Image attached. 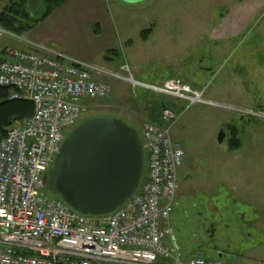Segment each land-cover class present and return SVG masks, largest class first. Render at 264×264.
I'll use <instances>...</instances> for the list:
<instances>
[{"label": "rangeland", "instance_id": "rangeland-1", "mask_svg": "<svg viewBox=\"0 0 264 264\" xmlns=\"http://www.w3.org/2000/svg\"><path fill=\"white\" fill-rule=\"evenodd\" d=\"M9 1L0 0V12ZM238 1L147 0L126 5L106 0L119 54L112 62L96 63L117 72L126 62L143 83L178 79L202 90L218 107L194 104L185 109L182 101L107 78L109 96L86 100V117L117 118L140 132L151 122L148 113L155 103L171 104L176 116L171 136L183 151L170 216L178 252L182 258H218L217 252L225 251L222 259L231 264H264V4L255 13L236 9ZM25 6L36 16L43 4L27 0ZM235 9L240 11L236 15ZM149 29L150 41L142 44L139 33ZM2 31L0 49L20 50L18 40ZM126 40L130 47L124 46ZM153 110L158 114L160 108ZM230 127L237 130L240 145L235 150L229 147ZM220 129L225 136L218 144ZM236 193L253 202L236 201ZM208 223L215 232L211 238L205 233Z\"/></svg>", "mask_w": 264, "mask_h": 264}, {"label": "built area", "instance_id": "built-area-1", "mask_svg": "<svg viewBox=\"0 0 264 264\" xmlns=\"http://www.w3.org/2000/svg\"><path fill=\"white\" fill-rule=\"evenodd\" d=\"M29 46L5 48L0 61L6 99L33 105V114L0 140V264H231L201 255L182 258L174 244L170 216L183 151L171 136L176 116L169 107L159 111L157 123L142 125L145 168L120 207L107 215H83L45 193L44 178L62 141L89 111L85 101L109 96L107 78L182 101L185 109L218 104L179 80L140 82L127 63L110 71L51 46Z\"/></svg>", "mask_w": 264, "mask_h": 264}, {"label": "water", "instance_id": "water-1", "mask_svg": "<svg viewBox=\"0 0 264 264\" xmlns=\"http://www.w3.org/2000/svg\"><path fill=\"white\" fill-rule=\"evenodd\" d=\"M137 5L147 0H118ZM225 133L220 129L217 143ZM144 169L137 131L113 117L80 122L63 140L44 180L46 190L72 210L90 216L107 215L137 189Z\"/></svg>", "mask_w": 264, "mask_h": 264}, {"label": "crops", "instance_id": "crops-1", "mask_svg": "<svg viewBox=\"0 0 264 264\" xmlns=\"http://www.w3.org/2000/svg\"><path fill=\"white\" fill-rule=\"evenodd\" d=\"M60 2V5L46 20L24 34L23 42H17L21 45L20 50L32 49L29 43L44 44L58 48L68 56L84 62L96 63L97 60L112 62L117 59V55L112 58L104 56L107 50L116 49L114 48L116 37L108 16L106 0H60ZM263 4L264 0H239L236 9H242L240 11L253 10L258 13ZM236 9L233 11L235 15L240 12ZM230 17L232 18L233 14ZM225 19L226 17H223L222 21ZM150 34L151 30L145 35L142 44L149 43ZM127 43L130 44L128 46L130 47L131 41L126 40L123 43L124 46H127ZM2 49H0V53L3 52ZM256 130L258 131L259 128ZM255 133L257 134V132ZM241 196V193H236L235 200L249 204L253 202V200L241 198ZM240 218L243 219L244 215L240 214ZM244 220L246 219L244 218Z\"/></svg>", "mask_w": 264, "mask_h": 264}, {"label": "trees", "instance_id": "trees-1", "mask_svg": "<svg viewBox=\"0 0 264 264\" xmlns=\"http://www.w3.org/2000/svg\"><path fill=\"white\" fill-rule=\"evenodd\" d=\"M27 0H10L9 4L0 12V28L13 35L22 36L28 33L34 26L42 23L49 15L60 5V0H42V8L38 15L32 16L26 9ZM150 30H145L140 33L141 40H145V35ZM119 52L116 49H109L104 56L112 58ZM163 100V99H161ZM171 107V104H169ZM162 108L158 103H155L148 113V118L151 122L157 123V113L153 109ZM165 107V106H164ZM33 114V105L29 101L24 100H7L6 92L0 89V140L5 136L6 131L15 123L30 117ZM229 147L235 150L239 147V141L236 137L237 130L232 129L230 133Z\"/></svg>", "mask_w": 264, "mask_h": 264}, {"label": "flooded vegetation", "instance_id": "flooded-vegetation-1", "mask_svg": "<svg viewBox=\"0 0 264 264\" xmlns=\"http://www.w3.org/2000/svg\"><path fill=\"white\" fill-rule=\"evenodd\" d=\"M232 128H233V127H230V130H229V132H228L229 134L232 132ZM203 225H205V224L203 223ZM211 225H212L211 223H208V226H207V227H208L209 231H208V229L205 230V233H207V234H208V237H210V238L212 237L213 233H215V232H214V229H213V228H210ZM207 241H208V240H207ZM211 241L213 242L214 239L212 238ZM212 242H211V243H212ZM226 254H227V253H225V251H224V253H223V252H217V256L220 257V258L224 257Z\"/></svg>", "mask_w": 264, "mask_h": 264}]
</instances>
